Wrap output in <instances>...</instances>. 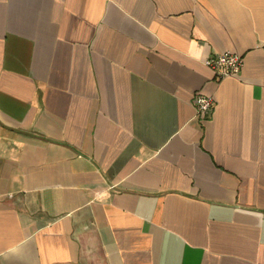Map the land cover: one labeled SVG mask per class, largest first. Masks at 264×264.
I'll return each mask as SVG.
<instances>
[{"label": "crops", "instance_id": "0c3cea01", "mask_svg": "<svg viewBox=\"0 0 264 264\" xmlns=\"http://www.w3.org/2000/svg\"><path fill=\"white\" fill-rule=\"evenodd\" d=\"M0 264H264V0H0Z\"/></svg>", "mask_w": 264, "mask_h": 264}, {"label": "built area", "instance_id": "2783aa9c", "mask_svg": "<svg viewBox=\"0 0 264 264\" xmlns=\"http://www.w3.org/2000/svg\"><path fill=\"white\" fill-rule=\"evenodd\" d=\"M243 56L236 52H226L216 56H211L206 60L216 75V79L222 80L228 76H237L243 67ZM194 104L199 115H205L210 112L215 105V97L213 94L203 92L195 93Z\"/></svg>", "mask_w": 264, "mask_h": 264}]
</instances>
